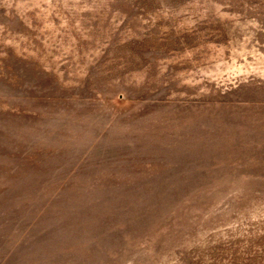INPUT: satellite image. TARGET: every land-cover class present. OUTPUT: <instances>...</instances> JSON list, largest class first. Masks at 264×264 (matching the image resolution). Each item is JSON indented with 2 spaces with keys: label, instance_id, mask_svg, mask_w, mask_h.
<instances>
[{
  "label": "rangeland",
  "instance_id": "1",
  "mask_svg": "<svg viewBox=\"0 0 264 264\" xmlns=\"http://www.w3.org/2000/svg\"><path fill=\"white\" fill-rule=\"evenodd\" d=\"M0 264H264V0H0Z\"/></svg>",
  "mask_w": 264,
  "mask_h": 264
}]
</instances>
